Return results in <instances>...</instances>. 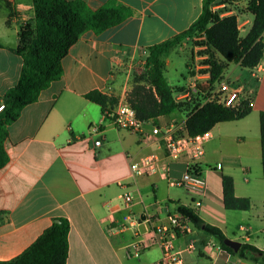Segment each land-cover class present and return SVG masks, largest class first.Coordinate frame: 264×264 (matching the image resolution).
<instances>
[{
  "label": "crops",
  "instance_id": "crops-1",
  "mask_svg": "<svg viewBox=\"0 0 264 264\" xmlns=\"http://www.w3.org/2000/svg\"><path fill=\"white\" fill-rule=\"evenodd\" d=\"M83 1L92 9L107 2ZM115 1L127 6L131 14L100 33L84 32L64 56L61 77L42 90L35 102L24 106L7 127L4 147L8 160L0 168V260L17 256L56 218L64 217L69 222L66 264H153L160 260L159 247L145 249L139 258L130 257L128 251L136 237L129 230L119 232L117 225L128 212L150 213L154 221L164 222L177 213L176 202L193 208L226 238L264 250L259 135V112H264V58L253 68L233 62L240 68L237 73L228 70L230 62L227 64L223 72L228 78L243 82L253 92L250 111L210 129L199 160L204 189L201 193L186 190L193 193L191 197H177L158 174H133L129 158L135 161L155 153L167 165L171 178L180 176L184 160L172 161L161 147L143 145L135 134L118 129L84 94L95 89L115 98L111 108L127 101L134 77L145 65L147 48L186 30L201 13L202 0ZM230 2L236 11L244 9L237 11L240 18L249 14L245 11L248 0ZM19 8L32 22L31 0H0V95L17 83L22 66L21 57L14 53L21 26L16 13ZM187 40L190 38L173 49L187 47L191 57ZM184 83H168L173 96ZM174 112L180 117H170L172 112L157 117L155 123L163 126L181 121L182 113ZM143 125L150 127L147 122ZM96 140L98 146L93 144ZM222 175L232 178L236 197L249 199L248 210L223 207ZM123 193L132 196L128 208L121 204ZM140 228L144 230L143 225ZM189 242L194 243V250L187 249ZM173 243L184 264H260L217 250L218 241L195 227L179 234ZM209 243L215 245L213 251L203 252V245Z\"/></svg>",
  "mask_w": 264,
  "mask_h": 264
},
{
  "label": "trees",
  "instance_id": "trees-1",
  "mask_svg": "<svg viewBox=\"0 0 264 264\" xmlns=\"http://www.w3.org/2000/svg\"><path fill=\"white\" fill-rule=\"evenodd\" d=\"M215 0H202L199 16L184 31L147 48L145 57V80L134 77V84L127 95V102L135 109L141 121L166 116L174 111L187 115L185 129L191 136L210 130L215 124L238 120L244 117L250 107L244 111H235L210 102L193 110L188 104H177L173 100V91L168 85L163 71L165 57L186 37L203 33L206 43L220 58L210 60L211 79L219 76L229 62L241 67L257 66L263 55L264 44L261 35L264 32V0H248L245 11L253 16L248 32L239 37L236 16L220 18L212 12L217 5ZM32 22L22 24L18 29V43L14 53L22 59L17 83L0 95V168L7 160L4 141L7 127L17 119L21 109L37 100L40 92L61 77L62 60L69 47L86 31L100 33L122 22L131 11L115 0H107L97 9L90 8L83 0H31ZM220 3H230L221 0ZM146 83L147 88L143 87ZM84 97L101 107L105 113L116 103V99L106 96L98 90H91ZM259 135L261 149V167L264 178V112H259ZM222 203L228 210H248V198L236 197L233 193V181L230 176H221ZM179 214L188 218L193 226L214 237L220 248L240 258L264 264V250L248 243H241L237 252L223 243L226 238L221 229L205 222L191 207L176 202ZM55 220H58L57 222ZM21 253L9 260H0V264H66L68 255L69 222L64 217L56 218Z\"/></svg>",
  "mask_w": 264,
  "mask_h": 264
},
{
  "label": "built area",
  "instance_id": "built-area-1",
  "mask_svg": "<svg viewBox=\"0 0 264 264\" xmlns=\"http://www.w3.org/2000/svg\"><path fill=\"white\" fill-rule=\"evenodd\" d=\"M212 12L217 13L220 18L235 15L239 37H243L240 32L244 31L247 26L250 28L249 23H252L251 18L253 19L250 14L240 18V13L235 10L231 2L214 5ZM16 13L21 20V25L29 23L24 9L19 8ZM192 36L199 42L192 47L187 81L180 91L175 92L174 102L188 104L193 110L210 102L218 103L235 111H244L250 107L253 92L243 82L237 79H229L224 72L211 79L209 71L210 60L213 58L211 56L214 55L215 58H220V56L212 47L208 46L203 33H195ZM261 41L264 44L262 35ZM262 58H264V49ZM250 72L255 77V73ZM2 108L3 104L0 103V110ZM105 114L111 118L112 123L118 129L135 134L138 141L143 145L161 147L167 158L172 161L184 160V168L180 176L171 178L167 175V165L161 163L155 153L147 154L135 161L129 158V168L133 174L137 176L158 174L169 186L181 187L197 193L203 191L205 181L200 173L199 160L204 154L205 143L210 138V130L194 136L189 135L185 129L184 122L187 117L185 113H182L181 121H173L164 127L152 120L141 121L137 117L135 109L126 100L120 101ZM144 122L150 125L149 129L144 128ZM93 144L98 146L100 141L96 140ZM120 200L121 204L128 208L132 196L123 193L120 195ZM194 204L198 205L199 201H195ZM142 225L143 231L140 228ZM193 227L191 221L178 212L168 216L164 222L154 221L153 215L150 213L135 214L128 212L118 223L117 230L119 232L132 231L136 237L128 251L130 257L139 258L145 249L157 246L160 249L161 257L158 262L153 264H184L181 253L175 248L173 241L179 234L189 233ZM214 247L213 243H209L203 245L202 250L210 253ZM187 249L194 250V243L189 242ZM220 249L217 246V250Z\"/></svg>",
  "mask_w": 264,
  "mask_h": 264
},
{
  "label": "rangeland",
  "instance_id": "rangeland-1",
  "mask_svg": "<svg viewBox=\"0 0 264 264\" xmlns=\"http://www.w3.org/2000/svg\"><path fill=\"white\" fill-rule=\"evenodd\" d=\"M243 10H244L243 8H240L237 11L240 12ZM248 29L249 26H247L244 31L240 32L241 35L244 36L247 33ZM189 38L190 40L189 41L187 40L186 44L191 45V47H193L195 44L199 42V40L197 41L193 39V36ZM262 39L264 40V32L262 34ZM211 57L215 58L214 55H212ZM168 58H169V62L165 65V71H164L165 78L167 79L168 83L171 86H177L183 84L184 78L186 79L188 75V63L190 58V52L188 48L184 46L176 47L169 52ZM233 69L235 73H237L240 70V68L237 65H235L233 62H230L228 64V70H233ZM135 76L140 77V80H143V78L145 80V65H142L141 69H139V73H137ZM143 84H144L143 87L146 89L147 84L146 83ZM174 116H179V115L178 113L173 112L170 117H174ZM168 123L169 121L165 125H163V127L166 126ZM168 190L170 193L175 194L177 195V197L179 196L181 198H185V197L187 198L189 196L191 197V195L189 194H193L192 192L186 191L184 188L181 187H168Z\"/></svg>",
  "mask_w": 264,
  "mask_h": 264
},
{
  "label": "water",
  "instance_id": "water-1",
  "mask_svg": "<svg viewBox=\"0 0 264 264\" xmlns=\"http://www.w3.org/2000/svg\"><path fill=\"white\" fill-rule=\"evenodd\" d=\"M220 1H221V0H215L214 3H215V4H218ZM55 221L57 222L58 220H55ZM223 243H224L226 246L230 247L234 252H237L238 249L240 248V245H241V243H240L239 241L232 240V239H229V238H225V239L223 240Z\"/></svg>",
  "mask_w": 264,
  "mask_h": 264
}]
</instances>
